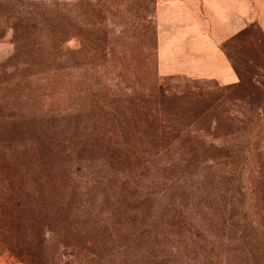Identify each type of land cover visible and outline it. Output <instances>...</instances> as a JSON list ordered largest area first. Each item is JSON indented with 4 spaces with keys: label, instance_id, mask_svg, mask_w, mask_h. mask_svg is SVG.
Returning a JSON list of instances; mask_svg holds the SVG:
<instances>
[{
    "label": "rangeland",
    "instance_id": "374dc122",
    "mask_svg": "<svg viewBox=\"0 0 264 264\" xmlns=\"http://www.w3.org/2000/svg\"><path fill=\"white\" fill-rule=\"evenodd\" d=\"M84 1L89 5H84L88 9L80 21L77 0H57L55 53H25L24 48L14 53L10 28L4 27L0 37L3 175L10 172L13 179L14 172V179L38 184L44 170L56 163L46 145L48 135L53 142L60 136L61 119L69 125L64 132L82 133L83 123H91L96 114L107 116L106 109H93L109 104L113 95L162 89L218 100L213 110L197 117L200 130L188 126L184 145L172 143L168 153L154 158L149 171L137 180L142 190L152 191L146 198L154 206L150 210L169 200L163 218L146 239L153 241V247L141 239L139 251L133 245L123 252L119 235L98 263L83 261L81 253L77 258L82 261L76 262L71 252L63 253L56 264L67 258L72 264H264V102L229 96L223 89L227 84L211 79L158 74L154 0ZM238 12L243 13L244 25L261 29L258 17L264 15V0H238ZM77 22L86 36L78 34ZM85 37L95 40L83 44ZM253 79L264 85L258 72ZM182 149L189 155L196 150L189 163L179 162ZM99 155L97 151L81 155L84 173L101 169ZM6 178L0 173V185ZM163 186L167 191L161 190ZM162 254L168 257L160 258ZM0 264L23 263L0 250Z\"/></svg>",
    "mask_w": 264,
    "mask_h": 264
},
{
    "label": "trees",
    "instance_id": "16d2710c",
    "mask_svg": "<svg viewBox=\"0 0 264 264\" xmlns=\"http://www.w3.org/2000/svg\"><path fill=\"white\" fill-rule=\"evenodd\" d=\"M84 5L89 3L77 0L80 21L87 13ZM0 25V37L4 27L10 28L14 53L23 48L25 53H55L58 2L0 0ZM76 27L80 36H86L78 22ZM88 40L85 37L83 44H91L95 38ZM220 49L237 76L236 82L224 85L226 93L243 101L259 98V104L264 102V85L253 79L257 72L264 76L263 31L253 24L244 25ZM178 94L158 89L140 95H113L109 104L93 109H106L107 116L96 114L91 123H83L79 134L66 133L69 125L61 119L60 136L53 142L48 135L46 145V153L51 150L56 163L53 169L44 170L38 184L14 179V172L12 179L10 172L3 175L0 169L3 177H9L0 185V250L23 264H56L63 253L68 256L71 252L76 262L82 261L77 258L81 253L83 261L89 258L98 263L112 239L121 235L123 252L133 245L139 251L141 239L146 241L156 221L163 218L169 200L150 210L154 206L146 198L152 191L142 190L137 180L149 171L154 158L168 153L172 143L183 144L188 139L184 135L188 126L200 130L195 125L197 117L217 106L218 97ZM88 151L99 152L103 161L101 169L89 175L80 167L81 155ZM195 151L189 155V150L182 149L179 162L186 164ZM161 190L167 191V186ZM139 217L145 219L139 221ZM146 243L153 247V241ZM164 256L168 257L162 254L160 258ZM72 262L67 258L62 264Z\"/></svg>",
    "mask_w": 264,
    "mask_h": 264
},
{
    "label": "crops",
    "instance_id": "0c3cea01",
    "mask_svg": "<svg viewBox=\"0 0 264 264\" xmlns=\"http://www.w3.org/2000/svg\"><path fill=\"white\" fill-rule=\"evenodd\" d=\"M154 1L158 74L211 79L219 84L237 81L220 44L245 24L238 0ZM259 16L264 33V15Z\"/></svg>",
    "mask_w": 264,
    "mask_h": 264
}]
</instances>
